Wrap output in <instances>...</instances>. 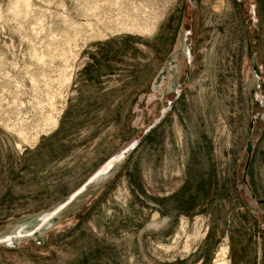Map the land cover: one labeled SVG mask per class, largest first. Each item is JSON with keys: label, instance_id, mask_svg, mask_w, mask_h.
I'll return each instance as SVG.
<instances>
[{"label": "rangeland", "instance_id": "1", "mask_svg": "<svg viewBox=\"0 0 264 264\" xmlns=\"http://www.w3.org/2000/svg\"><path fill=\"white\" fill-rule=\"evenodd\" d=\"M137 140L0 264H264V0H0V238Z\"/></svg>", "mask_w": 264, "mask_h": 264}, {"label": "water", "instance_id": "2", "mask_svg": "<svg viewBox=\"0 0 264 264\" xmlns=\"http://www.w3.org/2000/svg\"><path fill=\"white\" fill-rule=\"evenodd\" d=\"M253 16L255 18V13L253 12ZM257 21L255 20V23ZM188 55L190 61L191 59V53L189 51L186 52ZM179 94L180 92L177 91ZM173 103H170V106L168 108H165L162 111L161 116L151 125L150 128L145 132V135L147 136L149 133H151L154 128L158 126V124L161 123V121L165 118L168 111L171 110ZM141 140H137L130 144L126 149H124L121 153L114 156L112 159H110L106 164H104L81 188H79L76 192L71 194L62 204H60L57 208L48 211L40 216H37L33 219H30L29 221L23 223L17 231L14 234H9L3 238H0V245H6L7 247L13 248L16 246V242L19 239L24 238H30L38 233L50 229L56 221V216L60 214L62 211H64L69 205H71L78 197L85 194L91 187H93L100 179H103L104 177H107L111 175V173L114 171L115 165L121 161L124 160V158L130 154L133 150H135ZM244 181H246L244 179ZM261 204L264 205V201H260Z\"/></svg>", "mask_w": 264, "mask_h": 264}, {"label": "bare ground", "instance_id": "3", "mask_svg": "<svg viewBox=\"0 0 264 264\" xmlns=\"http://www.w3.org/2000/svg\"><path fill=\"white\" fill-rule=\"evenodd\" d=\"M54 123H56V121H55ZM54 123H53V124H54ZM54 125H55V124H54Z\"/></svg>", "mask_w": 264, "mask_h": 264}]
</instances>
